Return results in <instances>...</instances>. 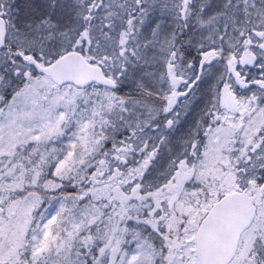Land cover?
<instances>
[{"label": "snow or ice", "instance_id": "6c2138e0", "mask_svg": "<svg viewBox=\"0 0 264 264\" xmlns=\"http://www.w3.org/2000/svg\"><path fill=\"white\" fill-rule=\"evenodd\" d=\"M0 264H264V0H0Z\"/></svg>", "mask_w": 264, "mask_h": 264}]
</instances>
